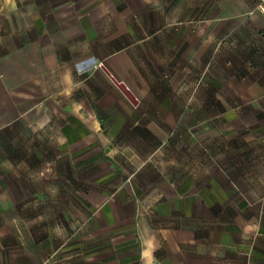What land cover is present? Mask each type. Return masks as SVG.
I'll return each instance as SVG.
<instances>
[{"label": "crops", "instance_id": "crops-1", "mask_svg": "<svg viewBox=\"0 0 264 264\" xmlns=\"http://www.w3.org/2000/svg\"><path fill=\"white\" fill-rule=\"evenodd\" d=\"M184 7L0 0V155L61 139L82 198L77 230L0 264H264V17Z\"/></svg>", "mask_w": 264, "mask_h": 264}, {"label": "rangeland", "instance_id": "rangeland-1", "mask_svg": "<svg viewBox=\"0 0 264 264\" xmlns=\"http://www.w3.org/2000/svg\"><path fill=\"white\" fill-rule=\"evenodd\" d=\"M183 1L186 5L184 18L202 16L203 7H196V4L206 0ZM218 1L214 0L215 3ZM40 131L32 133L24 127L22 138L11 143L13 148L10 151L14 153L0 155V259L16 261L26 258L25 249L30 250L27 242L30 234L35 233L41 240L46 235H56L63 225L75 231L79 224L82 210L76 197L82 198L75 193L76 189L62 170V159L65 167L68 166V160L57 152L62 141L58 139L52 143L42 136L37 141L32 136L42 135ZM34 152L39 155H33ZM83 158L72 156L71 160ZM44 245H39L40 250H45Z\"/></svg>", "mask_w": 264, "mask_h": 264}, {"label": "built area", "instance_id": "built-area-1", "mask_svg": "<svg viewBox=\"0 0 264 264\" xmlns=\"http://www.w3.org/2000/svg\"><path fill=\"white\" fill-rule=\"evenodd\" d=\"M254 9L264 17V0H255Z\"/></svg>", "mask_w": 264, "mask_h": 264}]
</instances>
